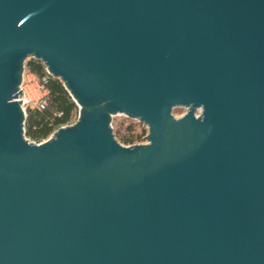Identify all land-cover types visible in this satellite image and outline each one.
Instances as JSON below:
<instances>
[{"label": "water", "instance_id": "95a60500", "mask_svg": "<svg viewBox=\"0 0 264 264\" xmlns=\"http://www.w3.org/2000/svg\"><path fill=\"white\" fill-rule=\"evenodd\" d=\"M27 57L78 107L40 141ZM0 264H264V0H0Z\"/></svg>", "mask_w": 264, "mask_h": 264}, {"label": "trees", "instance_id": "16d2710c", "mask_svg": "<svg viewBox=\"0 0 264 264\" xmlns=\"http://www.w3.org/2000/svg\"><path fill=\"white\" fill-rule=\"evenodd\" d=\"M26 66L38 77L45 73L43 64L38 60L29 59ZM44 86L47 89L45 107L27 108L24 120L25 134L35 140L45 138L58 126L69 123L77 109L59 79L49 76ZM125 130L126 134L120 135L124 143H132L140 138L139 135L131 134L130 124Z\"/></svg>", "mask_w": 264, "mask_h": 264}, {"label": "rangeland", "instance_id": "374dc122", "mask_svg": "<svg viewBox=\"0 0 264 264\" xmlns=\"http://www.w3.org/2000/svg\"><path fill=\"white\" fill-rule=\"evenodd\" d=\"M29 59H33V58H32V57H27V58H26V61H25V64H26V62H27ZM30 76H31L32 79H31L29 82H27V83L25 84L24 88H25V90H26L27 93L30 92L29 94H30L33 98H35V96L41 94V93L43 92V90L40 89V88H37V86H36L37 84L40 85V84L38 83V78L36 77V74L32 73ZM31 89H32V90H31ZM46 94H47V93H46ZM27 108H29V107H27ZM27 108H26V109H27ZM30 108H35V107L33 106V107H30ZM77 108H78V107H77ZM77 110H78V109H76V112H75L74 114H72L73 116H72V119H71V121H70L69 123L74 122V120L76 119V116H77ZM185 110H186L185 107H183V106H178V107H174V108L172 109V113L174 114V116H180L181 114H183V113L185 112ZM25 112H26V110H25ZM195 112L198 113V110H196ZM69 123H68V124H69ZM129 124L131 125V134H133V135H135V136L139 135L140 138L137 139V140H134L132 143H124V142L121 140L120 135H124V134H126V130H125V129H126V127H127ZM111 125H112V130H113V132H114L115 137L117 138V140H118L119 142H121V143L124 144V145H129V144H133V143H142V142H145V141H146L145 136H146V134H147V126H146L144 123L138 121L137 119H133V118L126 117V116H124L123 114H116V115H113V116L111 117ZM50 134H51V133H50ZM50 134H49V135H50ZM49 135H48V136H49ZM25 136H26L30 141H40V140H43V139H45V138L48 137V136H47V137H45V138H41V139H39V140H35V139H32V138L28 137L26 134H25Z\"/></svg>", "mask_w": 264, "mask_h": 264}, {"label": "built area", "instance_id": "2783aa9c", "mask_svg": "<svg viewBox=\"0 0 264 264\" xmlns=\"http://www.w3.org/2000/svg\"><path fill=\"white\" fill-rule=\"evenodd\" d=\"M44 69H45V73L41 77H38L36 75V77L38 78V83L40 84V85L37 84L36 86H37V88L42 89L43 92L41 94L35 96V98H33L29 93L26 92V90L24 88L25 84L32 79L30 75L33 72H31L29 70V68L26 66V64L24 65V69L22 72V80H21V83L19 85V87L22 91V95L19 97V99L21 100V105H22V108L24 109V111L26 110L27 107H33L34 106L35 108L43 109L46 105L47 89L45 88L44 83L47 81V78L51 75L48 73V71L46 70L45 67H44ZM58 115H59V113H58Z\"/></svg>", "mask_w": 264, "mask_h": 264}, {"label": "bare ground", "instance_id": "6f19581e", "mask_svg": "<svg viewBox=\"0 0 264 264\" xmlns=\"http://www.w3.org/2000/svg\"><path fill=\"white\" fill-rule=\"evenodd\" d=\"M32 90V89H31ZM28 93H30V92H28Z\"/></svg>", "mask_w": 264, "mask_h": 264}]
</instances>
